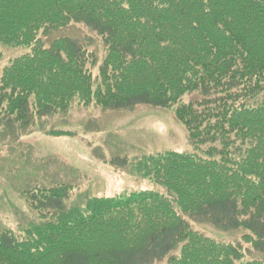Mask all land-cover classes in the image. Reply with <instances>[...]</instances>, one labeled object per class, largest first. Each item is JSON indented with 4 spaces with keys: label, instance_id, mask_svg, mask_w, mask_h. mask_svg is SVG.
Segmentation results:
<instances>
[{
    "label": "trees",
    "instance_id": "obj_1",
    "mask_svg": "<svg viewBox=\"0 0 264 264\" xmlns=\"http://www.w3.org/2000/svg\"><path fill=\"white\" fill-rule=\"evenodd\" d=\"M74 24L104 42L96 78V56L81 43L43 41ZM4 47L29 50L0 68L7 123L31 127L77 104L171 109L194 152L133 164L163 192L67 210L70 185L24 193L40 220L19 234L0 230V264H264L185 219L245 230L264 257V0H0V66ZM195 93L203 99L184 102Z\"/></svg>",
    "mask_w": 264,
    "mask_h": 264
},
{
    "label": "rangeland",
    "instance_id": "obj_2",
    "mask_svg": "<svg viewBox=\"0 0 264 264\" xmlns=\"http://www.w3.org/2000/svg\"><path fill=\"white\" fill-rule=\"evenodd\" d=\"M70 38L81 43L97 59L90 71L97 77L106 55L102 38L83 24H74L43 37L48 46L56 39ZM28 49L3 48L0 68ZM203 99L199 93L184 97L189 103ZM0 117V230L20 233L38 222L24 193L35 188L70 185L73 190L63 209L83 206L87 198H115L140 191L163 189L136 175L133 167L146 156L194 152L186 128L173 110L139 106L106 110L75 105L67 114L35 118L31 127H20ZM64 131L72 137L46 134ZM200 154V152H199ZM192 228L216 241L241 246L245 260H261L251 244L243 240L245 230L223 231L213 225L185 217ZM177 254V251L172 255ZM156 261L150 264H166Z\"/></svg>",
    "mask_w": 264,
    "mask_h": 264
}]
</instances>
